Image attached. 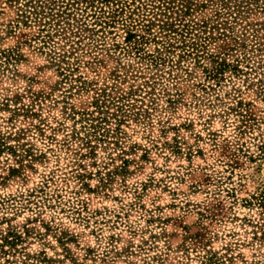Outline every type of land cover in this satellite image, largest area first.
<instances>
[{
    "label": "rangeland",
    "instance_id": "obj_1",
    "mask_svg": "<svg viewBox=\"0 0 264 264\" xmlns=\"http://www.w3.org/2000/svg\"><path fill=\"white\" fill-rule=\"evenodd\" d=\"M240 1L174 0L152 61L0 0V264H264V0Z\"/></svg>",
    "mask_w": 264,
    "mask_h": 264
},
{
    "label": "trees",
    "instance_id": "obj_2",
    "mask_svg": "<svg viewBox=\"0 0 264 264\" xmlns=\"http://www.w3.org/2000/svg\"><path fill=\"white\" fill-rule=\"evenodd\" d=\"M174 0H28L30 13L37 16L41 15L50 18L49 24L58 25L59 29H66L67 25L77 26L74 34L81 38L82 32L86 30L98 33L102 38L108 33H114V28L121 24L126 29L125 49L132 50L139 54L142 59L157 56L146 48V43L151 40H158L153 35L151 27L158 24L161 29H171L169 16L173 7ZM244 0L232 4L231 9H237V13L243 14L248 11L253 0ZM247 7V8H246ZM142 11H149L151 14L148 21L145 20V14ZM233 12V11H231ZM237 16L235 15V18ZM74 21V22H73ZM81 42L78 39L77 42ZM120 46V42H116ZM156 55V56H155ZM159 57V56H157ZM227 63H221L218 72H222ZM220 70V71H219ZM218 74V73H217Z\"/></svg>",
    "mask_w": 264,
    "mask_h": 264
}]
</instances>
